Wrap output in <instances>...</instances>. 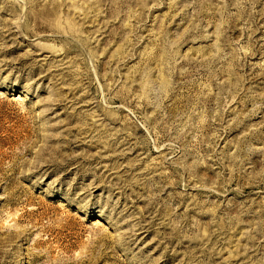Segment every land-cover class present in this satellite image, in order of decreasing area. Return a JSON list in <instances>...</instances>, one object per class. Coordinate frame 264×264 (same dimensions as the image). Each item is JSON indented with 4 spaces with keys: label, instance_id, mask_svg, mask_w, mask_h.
Returning <instances> with one entry per match:
<instances>
[{
    "label": "rangeland",
    "instance_id": "rangeland-1",
    "mask_svg": "<svg viewBox=\"0 0 264 264\" xmlns=\"http://www.w3.org/2000/svg\"><path fill=\"white\" fill-rule=\"evenodd\" d=\"M0 264H264V0H0Z\"/></svg>",
    "mask_w": 264,
    "mask_h": 264
}]
</instances>
